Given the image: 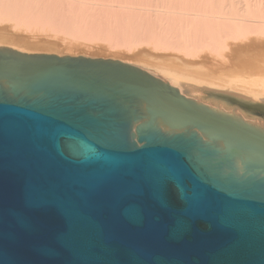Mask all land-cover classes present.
<instances>
[{
    "label": "water",
    "instance_id": "1",
    "mask_svg": "<svg viewBox=\"0 0 264 264\" xmlns=\"http://www.w3.org/2000/svg\"><path fill=\"white\" fill-rule=\"evenodd\" d=\"M137 63L0 47V264H264V50Z\"/></svg>",
    "mask_w": 264,
    "mask_h": 264
},
{
    "label": "bare ground",
    "instance_id": "2",
    "mask_svg": "<svg viewBox=\"0 0 264 264\" xmlns=\"http://www.w3.org/2000/svg\"><path fill=\"white\" fill-rule=\"evenodd\" d=\"M52 2L50 3L53 5L55 2ZM60 2L58 0L57 4ZM154 2L153 9L147 8L148 11L145 10L147 13L146 15L143 13V16L136 11L137 9L133 11L132 5H128L120 8L126 13L122 20L109 18L108 21L102 22L101 17L95 18L98 13L93 15L94 13L89 9L91 13H87L89 18L69 24L66 21L68 19L65 20L64 17L68 25L63 21L58 27L59 19V21L56 19L58 23L54 25L48 20L50 14L47 20L37 15L38 0H0V47L24 54L82 56L119 61L140 68L154 77L158 75L143 69L137 63V55L141 51L203 61L225 58L241 50H264L262 0H155ZM92 6L94 7L95 4ZM51 7L55 8L54 5ZM115 7L105 4L102 9L108 11ZM39 9L41 11V7ZM52 11L49 12L51 16ZM39 50L46 52L38 53Z\"/></svg>",
    "mask_w": 264,
    "mask_h": 264
},
{
    "label": "rangeland",
    "instance_id": "3",
    "mask_svg": "<svg viewBox=\"0 0 264 264\" xmlns=\"http://www.w3.org/2000/svg\"><path fill=\"white\" fill-rule=\"evenodd\" d=\"M45 1H46V5H45ZM55 2V3H53V2ZM61 1V2H60ZM81 1V2H80ZM77 0V1H75L74 0V2H73V0H59V2L60 3H58L57 4V2H58V0H50V1H48V0H38V4L39 5H37V8L38 9H36V12H37V10H38V12H37V15L39 16V17H42V18H44V19H46L47 20V17H48V15H49V17L50 18H52V20H53V18H54V21H50V18L48 19L49 20V22H51L50 24H54V23H58L57 21H59L60 20V22L57 24V26L61 23V24H66V25H68V23L69 24H71L72 22L74 23L75 21H79V20H81V19H85L86 17H88V15H87V13L88 14H91V13H94L93 15H96L97 13L99 14L100 13V15H96V19H100V17H101V21L102 22H105V21H108L109 20V18H110V20L112 19V20H114V19H116V20H122L125 16L124 15H126V13L124 12V11H122V9H120L122 6H128V5H132L131 6V8L133 9V11H135L136 9V11L137 12H139L140 14H141V16H143V13L145 14V13H147L146 11H148V9H153V5H154V1L155 0H147V2H146V0H88V1H86V0ZM88 2V3H86V2ZM120 1V2H119ZM124 1H125V3H124ZM131 1V2H130ZM136 1V2H135ZM149 1H151V2H149ZM41 2V3H40ZM43 2V3H42ZM50 2H52L53 3V5H54V7L55 8H53V7H51V6H53ZM91 2V3H90ZM109 2V3H108ZM116 2V3H115ZM118 2V3H117ZM133 2V3H132ZM142 4H141V3ZM262 2L264 3V0H262ZM66 3H68V4H66ZM70 3V4H69ZM72 3V4H71ZM93 3V4H92ZM100 5V6H102L103 7V5H110V6H112L113 8L115 7V5L117 6V7H115V9H111V10H108V11H106L105 9H102V7H100L98 4ZM103 3V4H102ZM108 3V4H107ZM132 3V4H131ZM136 3V4H135ZM144 3V4H143ZM146 3V4H145ZM151 3H152V6H151ZM40 4H41V6H40ZM42 4H44L43 6H42ZM49 4V5H48ZM63 4H65L64 6H63ZM84 4V5H83ZM94 5L95 4V6L93 7L92 5ZM96 4H97V6H96ZM113 4V5H112ZM115 4V5H114ZM120 4V5H119ZM126 4V5H125ZM134 4H135V6H134ZM60 5V6H59ZM69 5H71V6H69ZM77 5H78V7H77ZM80 5V6H79ZM146 5H147V7H146ZM149 5V6H148ZM68 7V9H67V7ZM86 6V7H85ZM129 6V7H130ZM141 6L143 7V8H141ZM39 7H41V11H39L40 9H39ZM45 8V10H44V8ZM51 7V8H50ZM58 9H57V8ZM66 7V8H65ZM150 7V8H149ZM65 8V9H64ZM87 8V9H86ZM135 8V9H134ZM141 8V9H140ZM148 8V9H147ZM46 9H48L47 10V12H46ZM55 9V10H54ZM78 9H80V11L78 10ZM83 9V10H82ZM89 9H90V11H91V13H90V11H89ZM93 9V10H92ZM96 11H95V10ZM140 9V10H139ZM142 9H144V10H142ZM53 10V11H52ZM61 11V12H58V11ZM65 10H68L67 12L65 11ZM71 10H73V11H71ZM75 10V11H74ZM76 10H78V12L76 11ZM85 10V11H84ZM102 10V11H101ZM115 10V11H114ZM118 10V11H117ZM142 10V11H141ZM146 10V11H145ZM52 11V16H51V13H49V12H51ZM111 11H113V12H111ZM121 11V12H120ZM67 15H64V13ZM71 12L73 13L72 15H71ZM75 12H77V14L75 13ZM83 12V13H82ZM111 12V13H110ZM121 13V14H119V13ZM124 12V13H123ZM40 13H43V14H40ZM58 13H60V14H58ZM63 13V15H61ZM69 13H70V15H69ZM85 13H86V15H85ZM96 13V14H95ZM113 13V14H112ZM44 14H47V16H45ZM56 14H58L57 16H56ZM76 14V15H75ZM109 14L111 15V16H109ZM61 15V16H60ZM83 15V16H82ZM119 15H121V16H119ZM146 15V14H145ZM58 16H60V18L62 19V21H61V19L58 17ZM68 16H69V18H68ZM75 16V17H74ZM90 16V15H89ZM109 16V17H108ZM133 16H134V14H133ZM65 17V18H64ZM80 17V18H79ZM112 17V18H111ZM115 17V18H114ZM123 17V18H122ZM66 20V19H68V20H66L68 23H66V21H64V19ZM73 18V19H72ZM75 18V19H74ZM79 18V19H78ZM89 18V17H88ZM103 18V19H102ZM105 18V19H104ZM56 19H57V21H56ZM59 19V20H58ZM71 21H70V20ZM87 19V18H86ZM105 20V21H104ZM64 21V22H63ZM63 22V23H62ZM60 24V25H61ZM55 25V24H54ZM57 26H55V27H57ZM59 27V26H58ZM57 27V28H58ZM43 51V52H42ZM38 53H45L46 51H44V50H39V51H37ZM31 53V52H30Z\"/></svg>",
    "mask_w": 264,
    "mask_h": 264
}]
</instances>
